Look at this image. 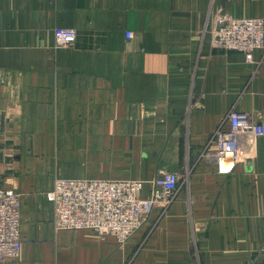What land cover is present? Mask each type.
Here are the masks:
<instances>
[{"label": "crops", "instance_id": "obj_1", "mask_svg": "<svg viewBox=\"0 0 264 264\" xmlns=\"http://www.w3.org/2000/svg\"><path fill=\"white\" fill-rule=\"evenodd\" d=\"M221 12L264 18V0H0V187L22 238L2 264H264V135L231 173L204 155L232 109L264 120V48L214 46ZM165 169L174 202L127 240L55 226L56 178Z\"/></svg>", "mask_w": 264, "mask_h": 264}, {"label": "built area", "instance_id": "obj_2", "mask_svg": "<svg viewBox=\"0 0 264 264\" xmlns=\"http://www.w3.org/2000/svg\"><path fill=\"white\" fill-rule=\"evenodd\" d=\"M57 46L76 40L72 27L56 26ZM131 36V32H126ZM212 44L223 50H238L248 55L264 48V18L240 17L221 12L212 28ZM228 124L213 132L204 155L221 173H231L244 158L243 145L264 135V120L250 111L232 109ZM184 174L161 170L153 178L58 177L46 193L53 203L54 224L58 229L91 228L101 235L127 240L144 225L156 208H168L175 200ZM21 202L12 187H0V264L15 257L21 249Z\"/></svg>", "mask_w": 264, "mask_h": 264}, {"label": "rangeland", "instance_id": "obj_3", "mask_svg": "<svg viewBox=\"0 0 264 264\" xmlns=\"http://www.w3.org/2000/svg\"><path fill=\"white\" fill-rule=\"evenodd\" d=\"M20 202H21V200H20Z\"/></svg>", "mask_w": 264, "mask_h": 264}]
</instances>
